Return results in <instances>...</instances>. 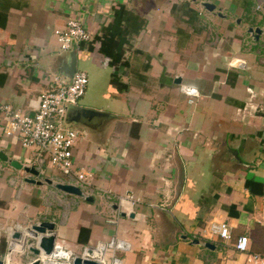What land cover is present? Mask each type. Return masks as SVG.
Instances as JSON below:
<instances>
[{"label": "crops", "instance_id": "0c3cea01", "mask_svg": "<svg viewBox=\"0 0 264 264\" xmlns=\"http://www.w3.org/2000/svg\"><path fill=\"white\" fill-rule=\"evenodd\" d=\"M201 1L0 0V104L32 116L74 51L75 72L88 76L77 106L107 114L80 128L72 153L92 176L91 203L28 184L0 161V258L30 264L2 241L51 221L75 256L113 240L127 246L121 264H261L250 257L264 251V49L247 27L264 30V0H206L223 18ZM69 20L99 45L61 52L53 31ZM181 87L199 92L194 104ZM2 126L0 113V152L22 164L27 149ZM45 166L42 178L71 182ZM119 194L140 202L119 206ZM212 223L227 224L232 240L210 237ZM242 236L245 253L234 249Z\"/></svg>", "mask_w": 264, "mask_h": 264}, {"label": "built area", "instance_id": "2783aa9c", "mask_svg": "<svg viewBox=\"0 0 264 264\" xmlns=\"http://www.w3.org/2000/svg\"><path fill=\"white\" fill-rule=\"evenodd\" d=\"M53 35L61 52H68L74 46L79 48L94 42L91 34L76 20H69L62 28L55 29ZM93 45H99V43L95 41ZM239 64L242 63L239 62ZM53 81V88L40 97L38 107L32 116L23 115L9 104H0V113L3 118L2 131L6 136L16 138L22 149H34L39 158L31 165L39 168L41 176L44 175L43 166L46 163L43 156H46L50 165L64 177L71 178L69 184L79 188L84 194L93 189L92 176L88 173L77 172L74 168L72 153L80 132L66 124L65 117L68 107L77 106L84 96L88 76L79 71L75 72L71 79L55 75ZM180 91L191 105L199 97V92L195 89L181 87ZM113 197L119 206L123 204L134 206L140 202V199L132 194H119ZM207 233L210 237L216 236L226 242L232 240L230 229L225 223L210 224ZM102 245H106L108 257L107 260H101L99 263L121 264L117 254L125 251L127 246L112 240L95 247H87L98 250ZM247 248L248 239L244 236L239 237L234 244L235 251L245 253ZM75 257L77 256L64 250L57 243L52 254L41 258L40 261L43 264H73ZM250 258L254 262L264 264V251L261 255L253 254Z\"/></svg>", "mask_w": 264, "mask_h": 264}, {"label": "water", "instance_id": "95a60500", "mask_svg": "<svg viewBox=\"0 0 264 264\" xmlns=\"http://www.w3.org/2000/svg\"><path fill=\"white\" fill-rule=\"evenodd\" d=\"M195 2L196 0H192ZM200 6L208 13H217L218 17L223 18L217 7L203 0L200 2ZM264 12V6L262 9ZM264 21V20H263ZM247 34H249L255 43H260V47L264 49V30L259 27H247ZM243 64H239L242 67ZM76 70V55L74 51L69 54V62L60 67L57 71L61 76L71 79ZM107 114L101 111L92 110L88 108H81L78 106H70L67 109L65 122L68 125H72L73 128L79 132H83L80 128H91L103 118H106ZM0 161L9 164V166L17 171H23L28 177L25 182L35 186H43L45 184L54 187L56 190L64 193L65 195L76 197L86 202H93V198L85 196L83 192L68 183H62L53 181L49 178H42L39 168L35 165L23 166L21 163L15 160H9L8 157L1 151ZM115 211L118 210L117 206H114ZM125 217V214H121ZM134 214H130V218H134ZM56 225L51 221H43L38 224H34L27 228H11L8 236L2 241V248L6 247V254L18 253L21 255L31 254L35 259L30 264H43L40 259L49 257L55 245L57 244ZM185 239V238H183ZM193 244H199V240H194ZM205 248L214 250L215 246L210 242H205ZM107 247L106 245L100 246L98 250H94L92 247H86L82 250V253L75 257L73 264H101L99 261L107 260ZM9 258L4 256L0 258V264H9Z\"/></svg>", "mask_w": 264, "mask_h": 264}, {"label": "rangeland", "instance_id": "374dc122", "mask_svg": "<svg viewBox=\"0 0 264 264\" xmlns=\"http://www.w3.org/2000/svg\"><path fill=\"white\" fill-rule=\"evenodd\" d=\"M58 47V46H57ZM29 150H32V148L27 149V152L25 153V156L22 157V165H30L32 163H34L39 157L35 156V155H29ZM43 159L46 161V168H48V170L50 172H57V169H55L54 167H52L48 161V158L46 156H43ZM2 241V239H1Z\"/></svg>", "mask_w": 264, "mask_h": 264}, {"label": "trees", "instance_id": "16d2710c", "mask_svg": "<svg viewBox=\"0 0 264 264\" xmlns=\"http://www.w3.org/2000/svg\"><path fill=\"white\" fill-rule=\"evenodd\" d=\"M248 190L250 191V193L253 194H258L261 195L263 193V186L262 184L256 183V182H249V184L247 185ZM256 188H259V190L257 191ZM81 233L83 232H87L86 229H81L80 231Z\"/></svg>", "mask_w": 264, "mask_h": 264}]
</instances>
